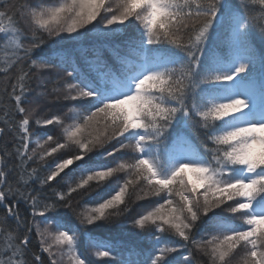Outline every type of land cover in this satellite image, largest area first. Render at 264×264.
<instances>
[{
	"label": "snow or ice",
	"instance_id": "6c2138e0",
	"mask_svg": "<svg viewBox=\"0 0 264 264\" xmlns=\"http://www.w3.org/2000/svg\"><path fill=\"white\" fill-rule=\"evenodd\" d=\"M0 264H264V0H0Z\"/></svg>",
	"mask_w": 264,
	"mask_h": 264
}]
</instances>
